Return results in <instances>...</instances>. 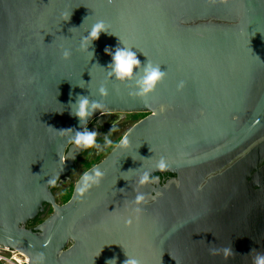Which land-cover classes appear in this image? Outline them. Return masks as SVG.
Instances as JSON below:
<instances>
[{
    "label": "water",
    "instance_id": "1",
    "mask_svg": "<svg viewBox=\"0 0 264 264\" xmlns=\"http://www.w3.org/2000/svg\"><path fill=\"white\" fill-rule=\"evenodd\" d=\"M101 20L108 32L82 48ZM117 46L141 61L123 81L107 67ZM147 61L166 75L142 98ZM79 95L101 105L84 126ZM112 112L147 115L59 204L82 149L70 137ZM263 163L264 0H0V246L29 264H253L264 184L249 179ZM145 171L175 177L140 185Z\"/></svg>",
    "mask_w": 264,
    "mask_h": 264
},
{
    "label": "clouds",
    "instance_id": "2",
    "mask_svg": "<svg viewBox=\"0 0 264 264\" xmlns=\"http://www.w3.org/2000/svg\"><path fill=\"white\" fill-rule=\"evenodd\" d=\"M111 2V0H109ZM222 3H226L227 0H221ZM102 32H108L105 26L104 21L96 22L88 32V34L83 37L82 48H87L88 43L99 39V36ZM105 52L111 55V62L108 64V69H110V75H114L118 80H125L126 78H131L134 73V70L138 69L141 66V61L137 56V52L133 51L128 47H119L117 46L114 52L105 48ZM63 57L68 58L71 53L69 50H64ZM166 75L165 71H162L159 65L152 66L151 62L147 61L145 64V74L140 81H138V91L135 93L140 97H146L148 94L153 92L158 83L162 82L164 76ZM183 87V82L178 85V88ZM101 95H107V89L101 87L99 89ZM101 105L97 102L90 101L87 96L79 95L77 97V107L73 112V115L79 118V122L82 126L87 122V120L93 116L94 112L99 110ZM98 135L97 131L94 130H78L75 131V134L70 137L72 143H74L78 148H91L96 145V136ZM107 141V137H106ZM111 144V141H107ZM120 143L121 147H126L128 145L127 137H124ZM156 169L160 171H165L168 169L167 161L164 157H161L160 160L155 165ZM103 177V172L99 169H96L94 173H87L81 181V186L77 189L78 196H83V194L93 185L99 184L100 179ZM158 176H151L149 172L145 171L142 173L138 179L140 185H145L148 183H158ZM50 184H55V179L48 181ZM145 197L142 193H138L135 197V203L139 205L144 201ZM139 212L140 209L137 207L134 209ZM127 255V253H126ZM127 259L124 261V264H141V262L127 255ZM116 264L115 259H111ZM107 261V264L108 262ZM253 264H264V253L258 252L253 258Z\"/></svg>",
    "mask_w": 264,
    "mask_h": 264
},
{
    "label": "flooded vegetation",
    "instance_id": "3",
    "mask_svg": "<svg viewBox=\"0 0 264 264\" xmlns=\"http://www.w3.org/2000/svg\"><path fill=\"white\" fill-rule=\"evenodd\" d=\"M145 116H140L138 113H102L95 117L86 130H94L98 132L96 136V145L91 148H82L75 164L71 168L69 174L54 187L53 192L59 204H65L67 201H63V195L65 191L73 186L80 179V177L89 169L88 164L98 162L121 140L124 134L139 120ZM111 141L109 144L106 141ZM75 145V144H74ZM77 147V146H76ZM93 164V165H94ZM159 176L162 182H167L175 177L171 173L156 174ZM251 182L258 181L259 185L255 186V189H260V184H264V163L259 168L253 171L252 177L249 179ZM50 211L48 215L51 214ZM46 216V217H47ZM43 221L41 218H37L34 221L28 223L29 228H34Z\"/></svg>",
    "mask_w": 264,
    "mask_h": 264
},
{
    "label": "built area",
    "instance_id": "4",
    "mask_svg": "<svg viewBox=\"0 0 264 264\" xmlns=\"http://www.w3.org/2000/svg\"><path fill=\"white\" fill-rule=\"evenodd\" d=\"M0 264H29V258L23 252L0 246Z\"/></svg>",
    "mask_w": 264,
    "mask_h": 264
},
{
    "label": "trees",
    "instance_id": "5",
    "mask_svg": "<svg viewBox=\"0 0 264 264\" xmlns=\"http://www.w3.org/2000/svg\"><path fill=\"white\" fill-rule=\"evenodd\" d=\"M140 116H145V115H147V114H139ZM98 162V160L95 162V163H97ZM93 162H91V163H89L88 164V168H90V167H92L93 166ZM72 192H73V186H71V187H69L66 191H65V194L63 195V201L65 202V201H68L70 198H71V196H72Z\"/></svg>",
    "mask_w": 264,
    "mask_h": 264
}]
</instances>
